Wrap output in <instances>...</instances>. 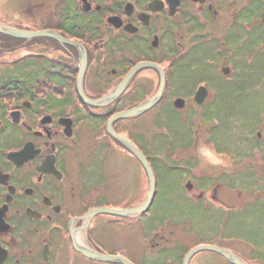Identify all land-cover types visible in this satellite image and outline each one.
I'll return each instance as SVG.
<instances>
[{
    "label": "flooded vegetation",
    "instance_id": "obj_1",
    "mask_svg": "<svg viewBox=\"0 0 264 264\" xmlns=\"http://www.w3.org/2000/svg\"><path fill=\"white\" fill-rule=\"evenodd\" d=\"M94 1L67 0V15L52 28L70 42L49 37L43 49L36 43V72L27 77L29 84L26 78L8 79L6 72L18 75L17 68L0 71L5 76L0 80V264H121L89 258L80 249L90 241L101 253L121 251L103 248L98 236L92 242L94 218L86 213L91 202L97 206L115 198L99 191L108 186L104 171L117 155L105 122L128 107L130 98L143 99L149 87L137 85L144 76L139 72L128 79L136 87L129 99L119 94L99 106L76 99L82 56L87 97H101L97 94L115 88L129 69L149 61L162 67L161 99L177 91L187 101L202 86L204 103L213 90L205 76L238 78L234 60L247 62L249 73L248 60L254 64L264 55V0ZM99 60L116 66L105 73ZM92 69L102 72L100 82L92 80ZM153 76L156 90L160 74L155 70ZM119 120L111 121L112 130ZM262 124L256 137L264 143ZM94 191L100 199L91 198Z\"/></svg>",
    "mask_w": 264,
    "mask_h": 264
},
{
    "label": "rangeland",
    "instance_id": "obj_2",
    "mask_svg": "<svg viewBox=\"0 0 264 264\" xmlns=\"http://www.w3.org/2000/svg\"><path fill=\"white\" fill-rule=\"evenodd\" d=\"M94 4L98 2L95 0ZM67 5V0H0V25L54 32L52 27L57 20L69 11ZM1 35L4 37L1 38ZM50 38H20L0 33V71L17 68L20 71L18 75L6 72L8 79L19 77L27 80L30 74L36 72V43L41 48L46 47ZM104 61L96 62L102 65L100 71L106 73L111 66H116ZM253 61L254 64L251 59L248 60L249 69L264 68V55ZM156 64L162 69L160 64ZM246 66L247 62L234 60V68L240 74L229 81L215 74L205 76L202 80L213 90L204 103L195 99V95L204 93V87L199 86L193 96L191 92L187 101L177 91L165 93L168 98L164 101L161 90L157 100L146 108H140L156 95L160 85L159 76L158 88L153 90L156 83L153 74L158 70L151 66H139L130 75L144 73L143 80L137 84L149 87L144 88L143 99L130 98L129 92L136 87L129 81L121 85L119 94L130 98L129 106L122 111H136L128 117L114 118L120 120L119 126L116 125L117 131L113 132L133 143L152 171L154 166V192L157 185L158 193L154 198L153 192L150 202L142 209L141 204L149 189L148 177L134 153L108 131L113 126V122L109 121H113L112 118L119 112L113 113L105 122L104 132H108L113 139L110 144L117 152L116 162L106 165L108 168L104 173L108 186L105 184V188L99 191L104 196L115 198L102 200L97 206L91 202L92 206L89 205L86 213L90 221L94 218L89 227L92 242L98 236L103 248H121L120 252L102 254L129 255L136 264H180L176 255L183 249L186 248V254L197 246L207 244L229 250L248 264H264V143L256 137L257 131H262L260 125L264 122V73L255 75L253 72L249 77ZM79 72L76 73V99L99 106L119 95L111 94L121 83L108 92L101 91L99 85L100 90L97 91L101 92L97 95H103L96 98V94H89L87 97L82 91L85 67L81 74ZM101 74H95L94 69L90 72L95 77L92 80L97 81L101 80ZM4 77L0 74V80ZM190 80L193 81L192 76ZM25 83L29 84L28 80ZM138 89L141 88H137V94ZM171 95L174 97L171 98ZM194 102L201 105L197 106ZM143 140L146 155L139 148ZM163 148L167 151L162 152L163 163L155 165L157 161L153 157ZM167 158H171L168 164L165 162ZM163 166L174 167V172ZM99 194L91 192V198L100 199ZM252 205H257L254 210ZM116 209L120 210L119 214L113 212ZM162 244L167 246L160 248ZM80 250L101 253L94 249L90 241ZM188 264L234 263L215 250L202 249L190 256Z\"/></svg>",
    "mask_w": 264,
    "mask_h": 264
},
{
    "label": "water",
    "instance_id": "obj_3",
    "mask_svg": "<svg viewBox=\"0 0 264 264\" xmlns=\"http://www.w3.org/2000/svg\"><path fill=\"white\" fill-rule=\"evenodd\" d=\"M0 33L1 34H5L8 36H15V37H24V38H34L36 36H47V37H51V38H56L58 40H61L62 42L68 43L70 41H67L66 39H63L62 37H60L57 33L55 32H48V31H28V30H23V29H16V28H8L5 26L0 25ZM151 66L154 67L155 69H157L160 72V85L158 88V91L156 93V95L154 97H151L150 99L147 100L146 103H144L143 105H141L140 108H146L147 105L152 104L154 101L153 100H157V98L159 97L163 84H164V75H163V71L162 69L153 62H140L138 64H136V66L133 67V69L131 70V72L125 77V79L121 82V84L112 92L111 95H118L120 93V89H121V85H124L131 74H133L135 72V69L138 68L139 66ZM85 66V60H84V56H82V62H81V67H80V72L79 74H81V72L83 71V68ZM202 91H204V88H202ZM206 93H202L200 92V94L195 95V99L200 102L203 100L204 95ZM136 109H132V110H125V111H121L118 114H116L112 119L114 118H122V117H128L130 115L135 114ZM111 119V120H112ZM111 122V121H109ZM109 125V124H108ZM108 131L112 134V136L116 139L122 142L123 145H125L132 153H134V155L136 156V158H138L140 160V162L143 164L145 172L147 174L148 177V181H149V189H148V193L147 196L144 200V202L141 204L142 209L145 208L147 206V204L150 202V199L152 198L153 192H154V175H153V171L150 168V166L148 165V163L145 161L144 156L142 155V153L134 146L133 143H131L129 140H127L125 137L117 134L116 132H113V130L109 127ZM101 210L107 211V209L102 208ZM114 213L119 214L120 210H113ZM202 249H211V250H215L217 252H219L222 256H224L226 259H228L229 261H232L234 264H248L247 262H245L242 258H240L238 255H234L231 251L229 250H224L222 248H218L215 247L213 245H207V244H203L200 246L195 247L193 250L188 251L185 256L183 257L182 260V264H188L189 258L190 256ZM81 252L86 255L87 257L99 260V261H106V260H110V261H118L121 264H133L130 260H128L125 257L119 256V255H107V254H102V253H96V252H91V251H84L81 250Z\"/></svg>",
    "mask_w": 264,
    "mask_h": 264
},
{
    "label": "trees",
    "instance_id": "obj_4",
    "mask_svg": "<svg viewBox=\"0 0 264 264\" xmlns=\"http://www.w3.org/2000/svg\"><path fill=\"white\" fill-rule=\"evenodd\" d=\"M4 36H2L1 35V38H3ZM262 58H263V56H262ZM263 71V72H262ZM251 73H252V71H251V69H249V73H248V76L250 77L251 76ZM262 73H264V68L262 67L261 68V71H259V72H257V74H262ZM256 73H255V75H257ZM263 122V121H262ZM257 131V130H256ZM255 131V132H256ZM259 131V130H258ZM141 144H142V146L140 147L139 146V148L141 149V151L146 155L147 153H146V148H144V146H145V140H143V143L141 142ZM167 146H169V145H167ZM167 146H165V147H167ZM163 150H164V148L163 149H160V152L158 151L157 152V154H156V156L155 157H153L154 158V161L156 160L157 161V163L155 162V165L157 164L158 166H160L159 164H162L163 163V160H162V152H163ZM164 152H167L166 150H164ZM264 156V155H263ZM148 157H149V155H148ZM147 157V158H148ZM168 160H171V158H167L166 159V164H168ZM161 161H162V163H161ZM165 165V164H164ZM163 168H168V167H165V166H163ZM174 167H169L168 169L170 170V171H172V172H174V170H172ZM153 171L155 172V168H154V166H153ZM203 182V181H202ZM156 193H158V190H157V185H156V190H155V192H154V198L156 197ZM202 196V195H201ZM200 196V197H201ZM154 199H152V201H153ZM185 200V199H184ZM187 200V199H186ZM257 206V205H256ZM255 205H252V209L254 210L255 209V207H256ZM245 210V209H244ZM256 211V210H255ZM261 215V214H260ZM186 251V248L185 249H183L179 254H177L176 255V257H177V263H180L181 264V261H182V258H183V256H184V252Z\"/></svg>",
    "mask_w": 264,
    "mask_h": 264
},
{
    "label": "bare ground",
    "instance_id": "obj_5",
    "mask_svg": "<svg viewBox=\"0 0 264 264\" xmlns=\"http://www.w3.org/2000/svg\"><path fill=\"white\" fill-rule=\"evenodd\" d=\"M37 31V30H36Z\"/></svg>",
    "mask_w": 264,
    "mask_h": 264
}]
</instances>
